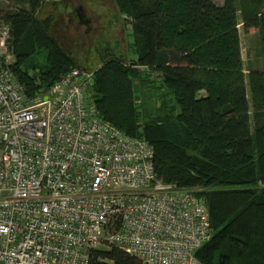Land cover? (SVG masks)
Returning a JSON list of instances; mask_svg holds the SVG:
<instances>
[{
    "label": "trees",
    "instance_id": "trees-1",
    "mask_svg": "<svg viewBox=\"0 0 264 264\" xmlns=\"http://www.w3.org/2000/svg\"><path fill=\"white\" fill-rule=\"evenodd\" d=\"M5 1L27 6L0 8L11 32L9 68L27 93L72 67L93 69L90 91L103 118L152 145L161 181L205 198L212 234L195 251L199 263L264 264V0H112L130 23L131 56L97 54L94 67L95 57L50 35L56 13L74 17L62 1ZM239 23L261 33L262 69L246 76ZM89 264L141 262L111 246L91 249Z\"/></svg>",
    "mask_w": 264,
    "mask_h": 264
},
{
    "label": "built area",
    "instance_id": "built-area-1",
    "mask_svg": "<svg viewBox=\"0 0 264 264\" xmlns=\"http://www.w3.org/2000/svg\"><path fill=\"white\" fill-rule=\"evenodd\" d=\"M13 61L0 21V264H89L99 245L141 264H200L205 198L161 181L152 145L99 114L94 70L72 67L31 96Z\"/></svg>",
    "mask_w": 264,
    "mask_h": 264
},
{
    "label": "rangeland",
    "instance_id": "rangeland-1",
    "mask_svg": "<svg viewBox=\"0 0 264 264\" xmlns=\"http://www.w3.org/2000/svg\"><path fill=\"white\" fill-rule=\"evenodd\" d=\"M64 1V0H60ZM71 3V10L82 7L83 21L76 14L71 19L62 20L56 13L50 27V35L62 46L75 53L95 55H123L130 58L128 42L131 41L129 21L117 13L112 0H65ZM215 5L223 4V0H212ZM64 4V3H63ZM25 7L20 3L0 1V8L16 9ZM27 7V6H26ZM25 7V8H26ZM50 11L53 6L46 7ZM60 10V8H59ZM264 10V6H263ZM74 11V10H73ZM241 57L243 60V73L245 76L249 69H262L263 57L261 52V33L256 28L244 31L241 24L237 26ZM128 47V48H127ZM87 55V54H86ZM92 61L93 67L97 65Z\"/></svg>",
    "mask_w": 264,
    "mask_h": 264
},
{
    "label": "flooded vegetation",
    "instance_id": "flooded-vegetation-1",
    "mask_svg": "<svg viewBox=\"0 0 264 264\" xmlns=\"http://www.w3.org/2000/svg\"><path fill=\"white\" fill-rule=\"evenodd\" d=\"M64 4H66L65 6L67 7V8H69L70 10H71V3H69L68 1H65L64 0ZM74 10V11H73ZM73 12L76 14V16L78 17V19L80 20V21H83V16H84V12H83V10H82V7L81 6H78L77 8H73Z\"/></svg>",
    "mask_w": 264,
    "mask_h": 264
},
{
    "label": "bare ground",
    "instance_id": "bare-ground-1",
    "mask_svg": "<svg viewBox=\"0 0 264 264\" xmlns=\"http://www.w3.org/2000/svg\"><path fill=\"white\" fill-rule=\"evenodd\" d=\"M217 6H219V5H217ZM221 6V5H220ZM1 21V20H0ZM90 91V90H89ZM90 94H91V91H90ZM91 99H92V94H91ZM92 101H93V99H92ZM94 103V102H93ZM97 109V108H96ZM100 114V113H99ZM101 115V114H100ZM102 116V115H101ZM103 117V116H102ZM119 130V129H118ZM122 132V131H121ZM133 138H135V137H133ZM140 139V138H139ZM144 140V139H143ZM146 141V140H145ZM102 247H105L106 248V246H104V245H99L98 247H95V248H93V249H97V248H102Z\"/></svg>",
    "mask_w": 264,
    "mask_h": 264
},
{
    "label": "crops",
    "instance_id": "crops-1",
    "mask_svg": "<svg viewBox=\"0 0 264 264\" xmlns=\"http://www.w3.org/2000/svg\"><path fill=\"white\" fill-rule=\"evenodd\" d=\"M63 3H64V1H62ZM64 5H66V4H64ZM221 4H219V6H220ZM68 7V6H67ZM69 9V8H68ZM240 24V23H239ZM239 24H238V26H239ZM239 31V30H238Z\"/></svg>",
    "mask_w": 264,
    "mask_h": 264
}]
</instances>
